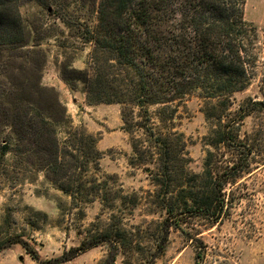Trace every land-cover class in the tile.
<instances>
[{"label": "trees", "instance_id": "1", "mask_svg": "<svg viewBox=\"0 0 264 264\" xmlns=\"http://www.w3.org/2000/svg\"><path fill=\"white\" fill-rule=\"evenodd\" d=\"M247 0H0V168L2 158L14 156L13 170L45 171L48 179L76 207L88 197L101 196L103 184L86 180L91 165L99 170V151L91 135L70 128L61 139L58 119L46 107H60L53 91L41 86L47 62L45 41L63 37V29L94 45L95 74L65 69V80L82 81L90 104L137 107L148 143L159 155L154 183L159 187L163 220L154 236V260L167 248L171 229L182 228L189 217L217 223L225 216L226 186L250 168L225 160L211 149L202 173L189 169L191 158L179 134H164L151 125L148 107L170 104L189 94L205 100L211 125L208 146L245 150L252 147L240 135L253 111L264 112V101L233 109V95L251 82L253 27L245 20ZM34 4L42 11L37 23L23 18L21 8ZM44 10V12H43ZM89 12L90 14H84ZM53 16L55 22L48 23ZM94 16V17H93ZM96 16V21L93 18ZM66 45L61 42L60 47ZM103 69L98 68L102 65ZM72 74L74 77H69ZM69 77V78H68ZM128 108L123 120L131 132ZM82 153L83 156H82ZM139 235L122 224L106 231L88 230L77 248L43 261L21 236L9 235L0 251L13 244L24 248L38 264H65L81 252L110 245L105 264H114L118 251H134ZM135 243V244H134Z\"/></svg>", "mask_w": 264, "mask_h": 264}, {"label": "rangeland", "instance_id": "2", "mask_svg": "<svg viewBox=\"0 0 264 264\" xmlns=\"http://www.w3.org/2000/svg\"><path fill=\"white\" fill-rule=\"evenodd\" d=\"M21 13L33 23L43 16L34 4L24 5ZM245 20L254 30V60L250 85L233 95V109L254 108L253 102L264 101V0H247ZM47 21L55 22L53 16H48ZM54 24L65 35L43 44L47 62L41 86L53 91L60 107L50 108L46 99L41 104L58 119L65 116L67 124L58 127L62 140L70 128L95 138L99 170L91 165L86 180L102 183L103 195L88 197L76 207L70 196L49 181L47 172L13 170L10 165L14 156L9 153L2 158L0 168V243L9 235L21 236L40 260L47 261L79 247L88 230L106 231L121 222L133 235H139L135 243L140 246L128 254L119 250L114 264H264V112L253 111L241 127V138L253 150L250 155L243 149L235 152L223 146H208L206 137L211 125L204 112L205 100L198 93L148 107L152 126L166 135L181 136L191 158V171L203 172L209 149L225 160L250 165L226 186V210L221 221L189 217L180 230L171 229L166 251L154 260L153 238L164 217L159 187L153 180L159 155L139 126L144 123L140 110L118 103L90 104L84 82L65 80L67 68L96 73L94 45L84 44L79 34L65 29L59 21ZM61 42L66 46L60 47ZM99 67L103 69V63ZM125 108L131 132L123 120ZM109 252L110 245L105 243L81 252L65 264H105ZM0 264L38 263L23 244H13L0 251Z\"/></svg>", "mask_w": 264, "mask_h": 264}]
</instances>
